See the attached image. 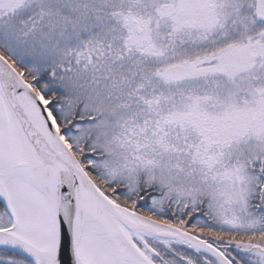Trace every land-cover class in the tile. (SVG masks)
Segmentation results:
<instances>
[{
  "label": "snow or ice",
  "instance_id": "snow-or-ice-1",
  "mask_svg": "<svg viewBox=\"0 0 264 264\" xmlns=\"http://www.w3.org/2000/svg\"><path fill=\"white\" fill-rule=\"evenodd\" d=\"M0 264H264V0H0Z\"/></svg>",
  "mask_w": 264,
  "mask_h": 264
}]
</instances>
